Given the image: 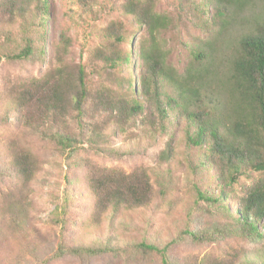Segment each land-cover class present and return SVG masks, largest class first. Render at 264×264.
Masks as SVG:
<instances>
[{
    "label": "rangeland",
    "instance_id": "obj_1",
    "mask_svg": "<svg viewBox=\"0 0 264 264\" xmlns=\"http://www.w3.org/2000/svg\"><path fill=\"white\" fill-rule=\"evenodd\" d=\"M199 1L155 0V9L174 20L161 32V46L167 52V60L181 73L189 64L190 46L210 44L216 67L224 73L237 50L238 39L254 32L258 25L264 27V0L230 3L210 0L212 6L207 7L206 13H200L204 25L193 15L201 8ZM112 3L116 0H98L91 12H84L76 0H49L47 20L44 25L35 20L33 34L42 57L38 50L32 58L23 60L2 56L21 50L24 41L19 22L8 24L0 16V86L7 79L40 76L57 63L58 48L68 44L67 59L84 66L87 87L92 93L104 85L125 91L131 81L140 98L141 61L137 47L144 28L136 26L129 17L124 18L126 40L119 47L131 51L130 64L103 73L102 63L90 60V50L106 43L102 26L109 19L120 17L111 8ZM215 7L224 12L223 18L214 17L210 21ZM63 34L67 40L62 39ZM131 94L128 92V96ZM94 103L92 99L82 117V132L76 120L69 118L63 124L74 139L69 146L21 129L17 116L11 113L6 123L0 118V141L10 134L18 135L19 141L39 159V169L27 187L15 189L18 183L14 178L0 179V264H163L157 252L146 250L141 244L162 247L167 243H170L166 252L170 264H260L255 256L263 240L225 234L231 218L220 210L219 204L199 199L195 185L208 196L217 195L221 189L224 194L227 192L222 204L234 212L233 197L251 180L264 178V172H253L234 185L219 187L216 170H208V165L199 166V152L186 142L185 120L178 118L176 112L170 110L164 122L155 119L156 125H151L140 116L126 121L108 117L103 111L92 112ZM3 159L0 158L1 167ZM91 165L125 172L144 167L152 184L151 201L135 209L108 208L97 214L86 184L87 168ZM64 191L70 198L65 202L62 237L52 221ZM10 192L25 203V220L19 226L11 220L8 200L3 197ZM188 232L209 235L212 239L197 241ZM63 239L103 251L95 255L74 256L68 252L57 255Z\"/></svg>",
    "mask_w": 264,
    "mask_h": 264
},
{
    "label": "trees",
    "instance_id": "obj_2",
    "mask_svg": "<svg viewBox=\"0 0 264 264\" xmlns=\"http://www.w3.org/2000/svg\"><path fill=\"white\" fill-rule=\"evenodd\" d=\"M184 1L190 3L192 0ZM76 2L82 11L91 12L98 0ZM199 2L201 8L193 15L204 25L200 13H206L207 7L212 5L210 0ZM111 8L120 17L109 19L102 26L106 43L90 50V60L102 63L103 73L130 64L131 51L119 47L126 40L124 18L129 17L136 26L144 28L137 47L141 61L140 98L136 96L131 81L127 82L125 91L104 85L92 93L87 87L84 66L67 59V44L58 48L57 63L40 76L4 81L0 86V118L6 123L11 113L17 116L21 129L52 138L61 146H69L74 139L62 126L71 118L77 121L82 132L81 120L92 99L96 102L91 105L92 112L103 111L108 117L125 118L126 121L140 116L151 125H156L155 119L158 123L164 122L172 110L178 118L185 120L186 142L198 150L199 166L204 168L208 165V170H216L219 187L234 185L239 178L250 173L264 172V27L258 25L254 32L238 39L237 50L226 72L216 67L210 44L201 47L193 43L189 48V64L179 73L167 60V52L160 42L161 32L174 20L169 14L155 9V0H116ZM48 12L49 0H0V16L8 24L19 22L24 41L21 50L2 56L9 60H23L32 58L40 50L39 56L42 57V49L36 47L33 34L35 20L44 25ZM223 13L215 7L210 21L214 17L223 18ZM62 39L67 40L64 34ZM128 92L132 94L128 96ZM0 158H4L0 179L14 178L18 183L15 189L27 187L39 169L37 155L19 141L18 135L10 134L0 141ZM86 184L97 214L108 208L114 211L121 207L135 209L145 206L153 194L149 173L144 167L125 172L118 168L97 169L91 165L87 168ZM195 187L199 199L219 204L220 210L231 218L232 223L226 227L225 234L252 241L263 240L255 260L264 264V178H255L241 187L233 197L236 203L234 212L227 204H222L227 192L224 194L221 189L217 195L208 196ZM4 196L8 200L7 212L13 223L23 224L24 201L14 198L11 192ZM62 198L53 212L52 223L64 237L65 202L70 197L64 191ZM188 233L197 241L212 239L209 235ZM169 244L141 246L157 252L163 264H170L166 253ZM101 251L96 246L79 245L63 239L56 254L95 255Z\"/></svg>",
    "mask_w": 264,
    "mask_h": 264
}]
</instances>
